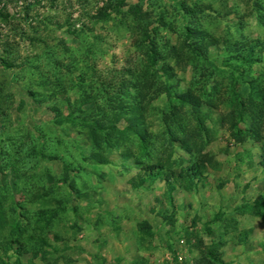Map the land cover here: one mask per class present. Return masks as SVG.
Segmentation results:
<instances>
[{
	"label": "rangeland",
	"instance_id": "1",
	"mask_svg": "<svg viewBox=\"0 0 264 264\" xmlns=\"http://www.w3.org/2000/svg\"><path fill=\"white\" fill-rule=\"evenodd\" d=\"M28 1L0 22V264H216L211 247L264 264V0H114L99 21L60 0L38 9L47 29L21 19ZM199 159L171 202L164 175ZM154 166L162 177L133 185Z\"/></svg>",
	"mask_w": 264,
	"mask_h": 264
},
{
	"label": "trees",
	"instance_id": "2",
	"mask_svg": "<svg viewBox=\"0 0 264 264\" xmlns=\"http://www.w3.org/2000/svg\"><path fill=\"white\" fill-rule=\"evenodd\" d=\"M18 1L20 0H0V22L1 25L4 26H8L13 24L11 22L12 20V15H10L8 13V6L10 4H16ZM64 6L62 8H68V9H73L74 6H82L84 8V13L82 14L83 17H85L88 20H93V21H99V20H105L109 17L110 13H114V14H119L118 9H120L118 3H114V0H93V4L92 7L95 8H90L91 4L89 3V0H62ZM100 6V7H99ZM22 18L24 19V22H27L30 20V23H33L32 21H37V20H41L38 22L39 25H43L42 27L44 29H47L48 26L46 24V22L48 21L49 16L45 17H41L40 13L38 12V9L41 8H45L47 10L50 11H57L60 7V0H30L28 1V3H26L24 6H22ZM71 17V15H69V18ZM46 21V22H45ZM53 22V21H52ZM51 23V22H50ZM53 27H55L57 30L60 31H64V33H66L67 35H71L73 37H78L79 33H84L85 29V25H81L80 29L76 28L77 24L75 23H71L68 20L67 21H58L56 20L55 22H53ZM27 24V23H26ZM52 25V23L50 24ZM27 27L30 28V30H38V26L36 25V28L34 27V25L32 24H27ZM33 27V28H32ZM36 33V31H35ZM25 33L22 34V36H24ZM0 38H3V34L2 31L0 30ZM29 41H31L32 44H36V43H43L44 41L41 38H29ZM9 39H6L3 41V50H4V54H8L12 51L13 49V44H10V42H8ZM201 55V54H200ZM199 55V56H200ZM154 61V60H153ZM0 65L2 66H6L5 65V59L1 58L0 59ZM15 66V65H13ZM7 67V66H6ZM8 67H12V65H9ZM29 97L32 99V95H29ZM169 97V95H168ZM175 103L178 104L181 108L185 107V106H190L191 109V113L193 115L194 121H196L197 123L200 121V118L203 119L201 117L200 111H199V107H198V102L197 99H195L192 95L190 94H184V95H177L174 97ZM232 119L231 122L229 123V127L230 130L233 131L234 133H236L235 135L238 134H242L241 131L237 128V123L238 122H242L243 121V117H242V113L240 111H238L234 116L232 115ZM235 117V118H234ZM254 117V116H253ZM252 119V122H254V118ZM254 120V121H253ZM171 133V132H170ZM250 136L255 137L258 134V130L256 128V126L252 125L251 126V130L249 131ZM244 134V132H243ZM169 142L171 143V145L173 143H177L180 148L187 152V153H191V148L189 145V142L187 140H185V138L183 137H179L176 134L173 135H169ZM200 136V135H198ZM249 136V135H248ZM259 167L261 169L264 170V153L262 155V161L258 164ZM189 167L187 168H180L179 172H174L172 171L170 168L168 169V173H166V175H164L163 178V182L165 183L167 189H168V197L169 200L172 202V193L175 189V182L178 183V181L181 182H186V188L189 189L190 187L194 186V180L199 176L203 175V173L206 170V165L204 164V162L199 159L198 161H194L191 164H188ZM159 168H156L155 166L152 168H147L144 171V174L139 175V177L137 178L138 180H134V184L135 186L140 185V183L145 182L147 179H149L150 181L157 179L158 177H162L161 172H158ZM138 181V182H137ZM140 181V182H139ZM264 208V206H258L257 208H252L251 210H256L258 213ZM242 211H240L241 213H245L246 211H249V207H242L241 208ZM5 245L8 248H13L14 247V243L12 242H6ZM16 251V250H15ZM16 255L17 252L15 253ZM208 257L209 260H212L214 262H216V264H223L222 261L219 258V255L217 254V250L215 247H211V249L208 252ZM209 264L211 263L210 261L208 262ZM207 263V264H208Z\"/></svg>",
	"mask_w": 264,
	"mask_h": 264
}]
</instances>
